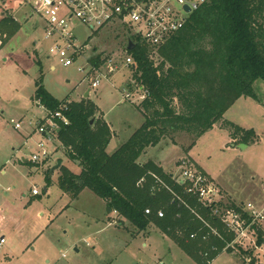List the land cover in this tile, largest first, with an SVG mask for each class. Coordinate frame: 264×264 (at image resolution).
Listing matches in <instances>:
<instances>
[{"label":"rangeland","instance_id":"1","mask_svg":"<svg viewBox=\"0 0 264 264\" xmlns=\"http://www.w3.org/2000/svg\"><path fill=\"white\" fill-rule=\"evenodd\" d=\"M4 6L12 10L19 29L3 40L2 58L6 60L0 64V168H5V174H0V237L5 240L0 247V264H195L154 225L137 233L129 222L118 221L89 189H82L76 197L63 192L58 186L59 168L74 174L80 169L67 160L59 144L55 148L46 144L51 155L42 164L19 162L28 161L36 151V142L42 140L33 132L44 115L34 103L39 80L59 101L89 100L94 104L95 115L90 122L99 121L108 127V154L124 144L143 121L136 111L143 92L132 80L131 68H123L91 88L88 79L83 80V59L68 68L48 59L50 43L44 39L40 20L32 15L26 21L23 11L16 8V0H6ZM87 45L119 61L125 52L124 31L110 25L93 33ZM153 62L157 65L158 58L153 56ZM82 67L85 71L78 72ZM252 89L255 98H239L223 119L253 130L254 142L235 145L229 130L219 128L218 123L196 141L185 133L164 137L147 148L139 162L162 160L168 169H175L182 157L190 158L218 184L229 202H250L264 208V82L255 81ZM87 91L89 95L84 98ZM127 93L131 94L129 99ZM15 123L20 124L19 130L13 128ZM174 154L181 158L174 160ZM33 188L38 196H32ZM261 228L264 231V223ZM211 264H264V254L260 247L247 249L246 254L242 249L232 250Z\"/></svg>","mask_w":264,"mask_h":264},{"label":"trees","instance_id":"2","mask_svg":"<svg viewBox=\"0 0 264 264\" xmlns=\"http://www.w3.org/2000/svg\"><path fill=\"white\" fill-rule=\"evenodd\" d=\"M18 29L10 19L0 21V33L8 37ZM128 54L134 61L132 80L145 91L137 106L144 119L142 125L108 154V127L99 121L90 122L95 115L94 104L89 100L69 102L65 112L68 124L60 127L57 140L64 156L80 171L73 174L61 166L58 186L75 197L82 189H89L118 221L129 222L137 233L152 224L195 264H210L233 237L208 209L185 194L184 187L170 174L153 162L140 163L139 158L164 137L185 133L196 141L218 123L219 128L229 130L235 145L256 140L253 130L233 125L223 115L239 98H255L254 82H264V0H208L155 54L139 41ZM153 56L159 60L157 65ZM91 62L98 66L99 56ZM34 101L53 112L67 100L55 99L39 80ZM152 175L201 215L221 238L210 234L202 241L208 229L183 204L173 200L168 190L159 188ZM45 179L49 182L48 176ZM159 210L162 218L156 215ZM255 229L260 246L263 232ZM192 234L196 237L190 239Z\"/></svg>","mask_w":264,"mask_h":264},{"label":"built area","instance_id":"3","mask_svg":"<svg viewBox=\"0 0 264 264\" xmlns=\"http://www.w3.org/2000/svg\"><path fill=\"white\" fill-rule=\"evenodd\" d=\"M5 1L0 0V21L10 19L16 22L13 20L12 10L5 8ZM16 2L18 4L16 8L23 11L26 21L32 15L40 20L44 39L50 43L47 58L57 60L64 68L71 67L83 59L86 71L85 67H82L78 68V72L85 71L83 80L88 79L91 88H96L101 80H108L123 68L134 66L133 58L126 50L128 40L134 46L139 41L155 54L186 26L191 15L206 5L208 0H16ZM110 25H118L124 31L125 52L119 61L113 55H103L87 45L93 33ZM81 29H87L89 32L81 33L79 32ZM6 36V33H0V64L3 61L2 50L5 47L3 40ZM42 52L41 50L40 53ZM98 56L99 64L95 66L91 59ZM138 91L143 92L142 99L145 91L142 87ZM130 96V93L125 95L127 99ZM68 103V101L62 103L53 112L41 107L44 115L34 132L42 140L35 144L36 151L28 160L31 164H42L50 157L51 153L46 144L53 145L54 148L56 143L59 144L57 133L61 126L68 124L65 116ZM13 128L19 130L20 124L15 123ZM170 176L175 183L184 187L185 194L193 197L201 207L208 209L210 216L215 218L225 232L233 237L223 252L226 249L235 251L242 249L247 252V249L258 250L260 247L264 254V242L260 246L257 245L255 229L258 228L263 232L264 240V231L261 228L264 223V208H256L250 202L245 204L229 202L214 180L198 168L190 158L182 157L177 164L176 172ZM152 177L159 188L168 190L173 200L183 204L208 229L209 233L202 236V241H206L210 234L221 238L219 233L201 215L190 209L180 196L171 192L157 176L152 175ZM141 182L142 180L139 183ZM31 194L39 195L35 188L32 189ZM232 204L235 207H232ZM149 213L148 209L145 210L146 215ZM156 215L162 218L163 212L159 210ZM194 237L196 235L192 234L190 239ZM4 244V237H0V247Z\"/></svg>","mask_w":264,"mask_h":264},{"label":"crops","instance_id":"4","mask_svg":"<svg viewBox=\"0 0 264 264\" xmlns=\"http://www.w3.org/2000/svg\"><path fill=\"white\" fill-rule=\"evenodd\" d=\"M6 59L5 58H3V61H5ZM50 69L51 70H54V67H50ZM88 92V91H87ZM89 93V92H88ZM89 95V94H88ZM144 98V97H143ZM142 98V99H143ZM56 99V98H55ZM142 99H140V101H138V104L141 102V100ZM58 100V99H57ZM64 100H67V99H64ZM34 103L37 105V103L34 101ZM138 104H136V111H137V114L141 117V119H143V116H142V114H141V112L138 110V108H137V106H138ZM39 108H41L40 106H38ZM42 109V108H41ZM143 121H144V119H143ZM143 121L142 122H139V126H138V128L142 125V123H143ZM138 128H136V130L138 129ZM135 130V131H136ZM34 132V131H33ZM134 133V131L132 132V134ZM131 134V135H132ZM130 135V136H131ZM31 136L32 135H30L28 138H27V140H29L30 138H31ZM129 136V137H130ZM233 142H234V140H233ZM191 150V149H190ZM190 150H188L187 151V153H186V155L187 156H189V151ZM176 156V157H175ZM190 157V156H189ZM181 158V156H179V154H177V155H175L174 154V160L175 159H180ZM20 161H22L24 164H29V161H26V160H24V159H21V160H19V162ZM140 163H144V162H140ZM155 165H157L158 167H160L165 173H167V174H174L175 172H176V170H177V165L175 166V169H172V168H169L168 169V166H167V163L166 164H164V163H162V160L160 161V162H153ZM175 164V163H174ZM171 165H173V163H171ZM173 168H174V165H173ZM172 170H174V171H172ZM80 171V170H79ZM79 173V172H78ZM77 173V174H78ZM0 174L1 175H4L5 174V168H0ZM74 174V173H73ZM76 174V173H75ZM217 184V183H216ZM218 185V184H217ZM104 202V201H103ZM231 203H233V202H231ZM235 203V202H234ZM243 202H238V204H242ZM256 208H258L257 206H256ZM1 213H2V211H1ZM112 213H114V212H112ZM115 214V213H114ZM116 215V214H115ZM0 220H1V216H0ZM1 222H2V220L0 221V226H1ZM160 234H161V232H159ZM147 234V233H146ZM161 236H164V237H166L165 235H163V234H161ZM167 238V237H166ZM169 239V238H168ZM170 240V239H169ZM171 241V240H170ZM172 242V241H171Z\"/></svg>","mask_w":264,"mask_h":264},{"label":"water","instance_id":"5","mask_svg":"<svg viewBox=\"0 0 264 264\" xmlns=\"http://www.w3.org/2000/svg\"><path fill=\"white\" fill-rule=\"evenodd\" d=\"M134 48V44H132V42L130 40L127 41V46H126V50L127 51H130ZM88 97V92L85 93L84 95V98H87ZM92 123V122H91ZM244 146V145H241L239 146L240 148ZM60 165V163H58L55 167H58ZM107 212L110 213L111 212V209L109 207H107Z\"/></svg>","mask_w":264,"mask_h":264}]
</instances>
